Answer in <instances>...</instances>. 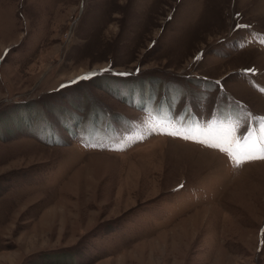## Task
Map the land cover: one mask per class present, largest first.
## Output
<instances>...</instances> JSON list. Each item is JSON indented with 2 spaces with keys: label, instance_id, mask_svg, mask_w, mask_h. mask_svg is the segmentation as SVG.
Listing matches in <instances>:
<instances>
[{
  "label": "rangeland",
  "instance_id": "rangeland-1",
  "mask_svg": "<svg viewBox=\"0 0 264 264\" xmlns=\"http://www.w3.org/2000/svg\"><path fill=\"white\" fill-rule=\"evenodd\" d=\"M262 118L264 0H0V264H264Z\"/></svg>",
  "mask_w": 264,
  "mask_h": 264
},
{
  "label": "snow or ice",
  "instance_id": "snow-or-ice-1",
  "mask_svg": "<svg viewBox=\"0 0 264 264\" xmlns=\"http://www.w3.org/2000/svg\"><path fill=\"white\" fill-rule=\"evenodd\" d=\"M121 75H127V74H121ZM88 77L87 76H85V77H80V78H78V79H87ZM217 83H219V82H217ZM257 123H262V124H264V118H262L260 121H258ZM168 134H175V133H168ZM260 134H261V136H264V128H262L261 130H260ZM182 138H185V139H188V138H190V137H187V136H185V137H182ZM257 143L258 144H260L261 145V147H264V140H258L257 141ZM211 146V145H210ZM245 159H250V158H252L251 156H249V155H245V157H244ZM261 158H264V157H261ZM242 161L240 160V159H237L236 160V163H237V165H239L240 163H241Z\"/></svg>",
  "mask_w": 264,
  "mask_h": 264
}]
</instances>
